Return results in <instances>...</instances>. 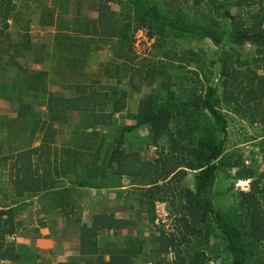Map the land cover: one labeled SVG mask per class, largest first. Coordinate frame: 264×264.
I'll list each match as a JSON object with an SVG mask.
<instances>
[{"label": "trees", "instance_id": "16d2710c", "mask_svg": "<svg viewBox=\"0 0 264 264\" xmlns=\"http://www.w3.org/2000/svg\"><path fill=\"white\" fill-rule=\"evenodd\" d=\"M179 5V0H0V99L18 105L15 118L0 115V164L12 162L8 185L0 184V264H52L29 246L7 241L22 225L18 203L32 196H41L39 211L50 205L62 221L75 213L80 223L78 252L57 264H264V135L257 144L259 172L254 154L246 166L237 150H225L222 113L249 125L256 121L264 132V108L255 109L264 101V0H193L191 16ZM137 31L154 39L163 60L143 76L136 72L138 84L130 81L127 90L119 84L134 78V71L115 64L132 60L128 51ZM203 42L219 51L220 87H203L206 64L198 65L195 51L175 65L177 53L166 49ZM227 46L235 48L226 52ZM245 46L254 49L256 64L247 83L238 80L241 67L250 73L240 57ZM106 47L112 66L99 64L102 75L89 76L86 70L98 65ZM23 59L33 69L19 66ZM102 79L118 85H103ZM156 79L162 80L161 94L154 88L144 94ZM56 84L60 91L52 90ZM132 94L139 98L130 113L126 102ZM123 112L126 122L116 126L115 115ZM141 130L145 139L135 140V151L125 150V138ZM160 143L159 159L150 166L140 153ZM223 171L234 172L229 191L239 181H249V191L232 193L233 205L222 210L211 195ZM189 174L192 187L181 186ZM110 189L119 191L123 218L115 219L112 208L81 224L89 207L81 203L91 190ZM132 201H138L137 216L145 212L150 225L157 220L156 204L167 202L172 227L143 238L138 221L126 217ZM122 230L126 236L119 235Z\"/></svg>", "mask_w": 264, "mask_h": 264}, {"label": "rangeland", "instance_id": "374dc122", "mask_svg": "<svg viewBox=\"0 0 264 264\" xmlns=\"http://www.w3.org/2000/svg\"><path fill=\"white\" fill-rule=\"evenodd\" d=\"M192 3H193V0H179L180 5L178 9L179 10L181 9L183 14H188L191 16L192 14H194V11H195L192 9ZM47 4L49 6H52V4H50V1H47ZM72 9H73V5H72ZM231 13L232 14L235 13L234 9L231 10ZM70 16L71 15H69L68 18ZM36 31H37V28L34 26L32 28L33 35L35 34L37 35ZM40 34H43V33H40ZM106 45L110 46V44H106ZM155 46H156V42L154 41L153 38L149 39L146 36V33L144 31H137L133 37L131 50L128 51L129 57L132 58V60L131 61L129 59L125 60L123 58L120 61H116L115 66L122 67L121 69H123V66L126 65L128 68L133 69L134 73L132 77L136 76V72H138V74L143 76L146 68L153 67V66L156 67L159 64V61L163 60L161 52L155 50L154 48ZM233 48L235 47L233 46ZM166 49H169V50L172 49L174 53H177L173 61L174 63L176 62L175 65H178V63L180 62L177 60V58H182L183 60H185L184 55L188 56L186 54L187 51H195L200 58L198 65H201L202 63L206 64L205 75L207 77L208 82L205 81L203 87H207V86L220 87L221 81L219 80V74H218L219 64L217 62L219 51L215 49L210 43L208 42L192 43V44L183 43L182 45L178 43L172 46H168L166 47ZM224 49L226 52L233 51L231 49V46H227ZM240 57H241V61H244V60L248 61L250 73L245 71V68L241 67L239 69L241 71V76L238 80L243 81V83H247V80L251 76V72H253V70L255 69L254 67L255 63L253 60L255 57L254 49L249 46H245L241 50ZM98 58H99L97 60L98 65L95 63L86 70V73L89 76L91 75L94 76L97 72H99V75H102V70L98 69L99 64L103 66H107L110 64V66H112L110 63L111 54L108 52L107 47L105 50H102L99 53ZM182 59H181V62L184 63L185 61H182ZM211 61H214L215 63L213 64V67L210 68V66L208 65H209V62ZM29 64H30L29 60L23 59V60H20L19 66L21 67L28 66L29 68L33 69V66H30ZM127 67L125 68L128 69ZM190 68L193 69L192 66H190ZM208 70H211L212 74H208ZM191 77H193V75H191ZM199 78L202 81H204V77L202 75H200ZM102 80H103L102 81L103 85H111V86L118 85L117 81H114V80H106V79H102ZM130 81H132V83L134 84L136 83L138 84V78L134 77L131 79L128 78V79L123 80L122 83L119 84V87L121 88L124 87V89L127 88V90H129L128 86H129ZM161 81H162L161 79L154 80L152 85H150V87L152 88H146L143 90L144 94L151 93V89L153 88H154L153 92L159 91L160 90L159 84L161 83ZM59 88L60 87L58 86V84H56V86L52 87V90L60 91ZM159 94H161L160 91H159ZM138 98L139 96L137 94H132L131 97L127 99L126 106L130 113H133L135 111ZM255 107H256L255 108L256 111L260 112V110L264 108V101L259 102L258 107L257 105ZM36 111L40 115L44 114L43 109L40 110L39 108H36ZM17 112H18L17 104H10L0 99V115H5V116L15 118L17 116ZM222 113L225 114V118L227 121V129H226L227 137H226V142H225V150L227 152H231L232 150H237L238 153L241 154L243 156V159L246 161V166H250V164L252 163L251 156L255 155V158L253 159L256 161V165L259 166V172L262 171L263 170L262 155L260 154L259 148L257 147L258 138L264 135L263 130L260 128L261 127L260 123L255 121L253 125H249L247 121L241 119L240 117L235 116L231 112H227L225 109H222ZM114 121L116 122V126H123L126 122V120L124 119V112L122 114H116ZM11 131L17 134V131L15 129H12ZM146 134L147 132L145 130H141L140 133H135L129 136L128 138H125V145L123 146L124 149L127 151H131V152L135 151V149L137 148V142H135V140H137V138L145 139ZM66 136H67V133L64 134V137ZM38 144H39V139H36L34 141V145L37 146ZM162 145L163 144L160 143L158 146H148L145 149L143 148V150L140 153L141 154L140 157L143 160H148L150 166L153 164L155 165L156 161L159 159V155L161 152L160 146ZM7 152L8 151H5L4 153H7ZM11 166H12L11 161H5V162L2 161V163L0 164V184H3L2 186L4 188H6V186L8 185L7 184V182L9 181L8 179L12 175V172H11L12 170L10 169ZM233 174H234L233 171H223L221 173H218L215 185L212 189V195H211V199H212V202L215 208H219L222 210L227 209L233 205V202H232L233 199L231 197L232 193H237V191H244V192L249 191V181L236 182L232 187V191L228 190L231 184L230 176L233 177ZM128 182L129 181L126 179L122 180V183H124L125 185L124 188L127 187ZM176 184L177 183H175L174 185ZM159 185L162 186V183H159ZM184 185L190 188L192 187L191 186L192 185V175L191 174H189L183 181L181 180V186H184ZM124 188L119 189V191L123 192ZM129 190L130 189H126V191H129ZM119 191L110 189V190H104L100 192H92L90 199L93 202H97V201L101 202L103 206H105V204L111 205V206H114L117 204L121 205L123 204V200L122 199L118 200L117 195H116V193H119ZM0 196H2L1 193H0ZM40 199H41V196H32L31 198L28 197L27 199L20 201V204L18 203V206H19L17 207L19 208V210L17 209V212L19 214L18 219L22 225L17 230V233L14 236L7 238V241L14 242L18 246L19 245L29 246L30 248L35 250V252L38 255H40L42 259L49 260L52 262V264H57V262L67 261L69 258H71L70 257L71 253L68 250L71 248L70 247L71 243L67 244L61 240L60 230L58 234V230L53 226L49 218L47 222L45 223L46 226L48 227V230H41L42 228L40 227V224L38 222V217L41 219L43 218V216L42 215L38 216L37 214V212L41 210V208H39L40 207L39 203L41 202ZM132 205L133 207L131 210V215L135 216L136 220L138 221L139 223L138 226L141 229L140 235L143 238L147 237L151 232L157 235L158 231L156 230H158V228H160L161 226L167 232L169 228L172 227L173 223H172V218L169 215L170 208L167 202L163 204H159V203L156 204L155 211L157 215V220L154 225H150L148 223L147 215L145 212L144 213L141 212V214L137 216V212L139 210L138 201H132L131 206ZM84 220H87V216H84ZM57 228L62 230L63 232L62 235L68 236L74 239L75 241L77 240L78 227L76 225L67 226L64 223V225L59 224ZM38 233L41 236L44 233L49 238L48 239L34 238ZM134 234H137V232H135ZM51 238L52 240H49ZM47 240H49V243H47Z\"/></svg>", "mask_w": 264, "mask_h": 264}, {"label": "crops", "instance_id": "0c3cea01", "mask_svg": "<svg viewBox=\"0 0 264 264\" xmlns=\"http://www.w3.org/2000/svg\"><path fill=\"white\" fill-rule=\"evenodd\" d=\"M86 9V8H85ZM87 11H88V9H86V15H88L90 18H95V13H93V12H89L88 11V14H87ZM101 191H104V190H101ZM92 192H100V191H96V190H91V192L90 193H92ZM92 194H90V196H91ZM90 196H89V199H87L88 201L86 202V201H83L82 203H81V205L82 206H89V207H87V209H84V212H83V214L80 216V222H81V224H89L90 223V220H91V217L93 216V214L95 213V212H97L98 211V213H110L111 211H109V210H112V208H113V213H114V218L115 219H121V218H123V216L125 215V208H122V207H120V206H122L123 204H121V205H119V204H117V205H114V206H111V205H107V204H105V206H103L102 205V203L101 202H99V201H97V202H93L91 199H90ZM39 205H40V207L39 208H42V206L44 205V203L43 202H40L39 203ZM95 206H97V207H95ZM116 207H119V208H121L120 210L119 209H114V208H116ZM95 210V211H94ZM131 208L127 211V213H126V217L127 218H129L130 220H135V221H137L136 220V218H135V216H132L131 215ZM105 211V212H104ZM37 214H38V216H43V218H41V221L39 220L40 218L38 217V222H39V224H43L44 226H42L41 225V227H42V229L41 230H48V227L46 226V222H47V220H48V218H49V220H50V222L53 224V226L58 230V234H59V230H60V232H61V240L62 241H64L65 243H71L70 245V249H68L69 251H70V253H71V256L70 257H74L75 255H76V253L78 252V250H77V241H75L74 239H72V238H70V237H68V236H65V235H62L63 234V232H62V230L61 229H58L57 228V226L59 225V224H63L64 225V223L67 225V226H70V225H76L77 227H78V225H80V223H77L76 222V216L77 215H75V213H74V215H71L70 216V220H66V221H62L59 217H57L55 214H56V212L54 211V209L52 208V206H50V205H48V207L46 208H44L42 211H38L37 212ZM55 215V216H54ZM84 216H87V220H84ZM112 231V230H111ZM110 231V234H112V232ZM41 232V231H40ZM127 231L126 230H122L121 232H120V236H126L127 235ZM42 234V233H41ZM133 234V233H132ZM37 238H45V239H48L49 237L47 236V235H45L44 233L42 234V236L38 233L37 235ZM77 236H78V234H77ZM72 239V240H71ZM49 240H52V238L51 239H49ZM49 240H47V243H49ZM74 243H76V244H74ZM50 245V244H49ZM53 255V254H52ZM54 256V255H53ZM60 256V255H59ZM69 259H71V258H69Z\"/></svg>", "mask_w": 264, "mask_h": 264}, {"label": "clouds", "instance_id": "9594fccd", "mask_svg": "<svg viewBox=\"0 0 264 264\" xmlns=\"http://www.w3.org/2000/svg\"><path fill=\"white\" fill-rule=\"evenodd\" d=\"M239 182H242V181H239Z\"/></svg>", "mask_w": 264, "mask_h": 264}, {"label": "bare ground", "instance_id": "6f19581e", "mask_svg": "<svg viewBox=\"0 0 264 264\" xmlns=\"http://www.w3.org/2000/svg\"><path fill=\"white\" fill-rule=\"evenodd\" d=\"M245 184V183H244Z\"/></svg>", "mask_w": 264, "mask_h": 264}]
</instances>
